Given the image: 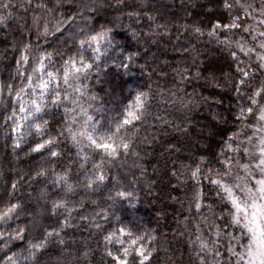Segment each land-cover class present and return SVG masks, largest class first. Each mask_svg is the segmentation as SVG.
I'll list each match as a JSON object with an SVG mask.
<instances>
[{"label": "trees", "instance_id": "16d2710c", "mask_svg": "<svg viewBox=\"0 0 264 264\" xmlns=\"http://www.w3.org/2000/svg\"><path fill=\"white\" fill-rule=\"evenodd\" d=\"M3 2L12 7L11 15L0 9V15L7 16L0 24V85L5 87L0 100V212L10 203L19 202L22 207L18 215L0 220V264H10L9 257L16 264H113L106 255L104 237L119 226L117 218L125 224L133 221L134 230L154 237L146 244L153 249L146 264H199L196 246L190 241L197 235L215 239L217 227L222 264H228L229 205L206 177L220 167L217 161L223 157L218 153L226 137L242 128L236 116L247 101L234 88L240 78L238 61L230 55L233 47L223 43L225 37L228 39L220 30L223 27L217 29L218 38L208 35L217 22L231 23L224 0ZM37 17L40 24H36ZM196 28L203 35L196 33ZM81 29L87 34L110 30L108 34L115 45L102 46L100 60L95 61L98 67L94 66L84 81L87 94L81 102L97 110L95 118H115L132 90H149L154 97L146 122L134 135L135 154L122 158L111 169L137 199L134 208L127 202L111 206V201L100 194L106 195V189L88 192L78 188L71 199L83 200L84 206L77 205L69 217V226L59 237L50 238L46 251L37 253L33 261L26 259L30 244L42 238L43 228H59L68 215L63 210L53 215L50 201L37 197L41 189L47 188L54 198L51 168L61 171L63 164L78 157L74 148L69 152L70 144H61V163L49 166V157L29 151L34 136L27 129L20 147L15 148L13 138L17 134L12 133V122L6 120L11 115L9 101L26 83L19 73H30L41 54H53L49 69L53 71L62 66L61 53L64 59L76 55V37L83 35ZM25 45L29 47L25 49ZM24 55L29 56L27 64L22 59ZM84 55L90 57L91 49ZM129 55L135 61L130 72L115 67ZM242 61L240 67L245 66ZM8 84L13 86L11 97ZM49 112L55 113V119L45 117L53 125L49 134L54 135L63 109ZM202 156L208 163L201 165L197 183L191 173ZM42 165L49 167L47 181L35 178V171ZM72 168L75 178L77 167L73 164ZM13 182L17 183L16 191L11 189ZM197 190L202 192L200 212L195 208ZM19 229L25 230L23 239L17 236Z\"/></svg>", "mask_w": 264, "mask_h": 264}, {"label": "snow or ice", "instance_id": "6c2138e0", "mask_svg": "<svg viewBox=\"0 0 264 264\" xmlns=\"http://www.w3.org/2000/svg\"><path fill=\"white\" fill-rule=\"evenodd\" d=\"M236 5L243 10L245 20L252 19L249 11L252 5L244 4L242 0H236ZM11 7L10 3L0 0V9L6 10L8 15H11ZM224 7L230 9L234 5L224 0ZM260 16L264 17V6L260 9ZM6 19L7 16L0 15V24H3ZM149 19L152 18L149 17ZM240 20L241 16L237 13L232 16L231 23L221 25L217 22L212 25L208 35L218 38L217 29L221 27L242 28L249 33L256 31L251 26L239 22ZM258 24L264 25V18L260 19ZM56 30L60 31V28L57 27ZM109 31L101 30L94 34H87L81 29L83 35L76 37L78 39L77 54L68 55L64 59V54L61 53L60 69L49 70L53 54L43 53L36 59L30 73L26 71L19 73L21 77L26 78V83L15 91L14 99L9 101L12 105L11 115L6 117V120L12 122V133L17 134L13 138V146L20 147L25 137L24 130L27 129L30 130L29 134L34 136V140L29 145V151L41 157H49L47 162L49 166L61 163L63 158L61 144L65 147L70 144L69 152L74 148L75 156L78 157L75 161L63 164L61 171H57L55 167L51 168V183L55 186V197L53 198L49 189L44 188L41 189L37 199L44 202L50 201V212L53 215L58 210H63L68 215L65 216L59 228L42 229V238L30 244L29 256L26 259L35 261L37 253L46 251L49 239L53 236L59 237L63 229L69 226L72 211L77 205L84 206L83 200L71 199L72 196L77 195V189L80 187L88 192L106 189V195L104 192L100 194L111 201V206L127 202L130 207H135L134 202L137 198L133 192L123 187L120 177L114 175L111 169L122 158L135 154L134 135L146 122L154 97L149 90H132L115 118L101 119L90 114L88 108H85L81 102V98L87 94L84 81L88 79L92 68L98 67L95 61L100 60L102 42L110 48L115 47L113 38L108 34ZM195 32L203 35L200 28H196ZM46 34L47 28H45ZM258 35L264 37V28H259ZM252 40L257 41V36L253 35ZM223 43L230 45L231 41L225 37ZM257 44L259 49L264 50V40L257 41ZM28 47L29 45H25V49ZM236 47L239 53L248 57L249 60H253L254 56L253 63L240 67L243 61L239 60L237 51H230L232 58L238 60L237 72L240 78L239 83L234 85L235 91L241 94V99L247 101L239 107L236 116L242 128L226 137L218 153L219 157H223L217 161L220 167L214 174L212 169L208 168V173L212 175L206 179L216 186L217 194L229 205L227 211L230 226L239 230V235L226 233L230 237V244L227 247L230 255L228 264H264V51H257L256 47L252 46L246 47L240 41L236 42ZM87 49H91L92 55L86 58L84 53ZM22 59L27 64L29 56L24 55ZM17 63L19 64V61ZM134 63L133 55H129L115 64V67L122 68L127 73L131 71ZM6 87L11 97L13 86L8 84ZM4 91L5 87L0 85V100L3 99ZM59 108L63 109V115L56 121L58 131L54 135L49 134L53 125L45 117L55 119V113L49 112V109ZM206 163L208 161L202 156L200 162L193 166L191 174L197 183L202 173L201 165ZM73 164L77 167L75 178ZM81 175L82 180L79 178ZM48 176L49 167L42 165L35 171V178L42 177L47 181ZM11 189L17 190L16 182L11 184ZM201 197L202 192L197 190L195 202L197 212H200L202 208ZM21 207L19 202L10 203L4 212H0V220L9 217L10 214L18 215V209ZM209 210H211L210 205ZM81 218L86 219V217ZM104 218L107 219V215ZM117 223L119 226L107 232L104 237L107 257L113 261V264L150 262L153 249L146 247V244H150L154 237L134 230L135 225L131 220L125 224L123 220L117 218ZM95 226L100 227L98 224ZM24 231L19 229L17 236L23 239ZM219 240L220 230L217 227L215 239L206 240L201 235H197L194 241H190L196 246L199 264H222V253L217 247ZM231 241H235V246ZM60 243H64L63 239ZM8 259L10 264H16L11 257Z\"/></svg>", "mask_w": 264, "mask_h": 264}, {"label": "rangeland", "instance_id": "374dc122", "mask_svg": "<svg viewBox=\"0 0 264 264\" xmlns=\"http://www.w3.org/2000/svg\"><path fill=\"white\" fill-rule=\"evenodd\" d=\"M227 2L229 4L234 5V7L230 8V9H227L229 14L231 13V22H232V16H235L237 13H239L240 16H241V20L239 22H242V23H245V24L251 26L253 29H256V31H253L252 33H249V32L243 31L242 28H237V29H224V28H221L220 30L223 33H225V35L228 36V40L231 41L230 46L233 47V51H237L238 56H239V60H244L245 61V65L253 63L254 56H253V60H249L248 57H245L242 54H240L238 49H237V47H236V42L240 41L241 43H244L246 47L252 46V47H256L257 51H264V50L259 49L258 48V44H257V41L264 40V37H259V35H258L259 28H264V25H259L258 24V21L260 19L264 18V17L260 16V9H261L262 6H264V0H242V2L244 4L252 5V8L249 10L250 13H251L252 19H249V20H245L244 19L243 10L240 9L239 6L236 5V0H227ZM36 20H37L36 24H40L41 23V21H40V19L38 17L36 18ZM253 35L257 36V41H253L252 40V36ZM104 44L105 43L102 42V46H104ZM85 108H88L89 113L92 114L93 116H95L97 110H95V108L93 106L89 107L88 104H87V105H85ZM234 170H235V167H234ZM230 232L234 233L235 235H239V230L235 229L233 227H231ZM231 243H232L233 246H235V241H231ZM229 244H230V237L228 236L227 245L229 246ZM227 257H228V261H229L230 255H229L228 252H227Z\"/></svg>", "mask_w": 264, "mask_h": 264}]
</instances>
